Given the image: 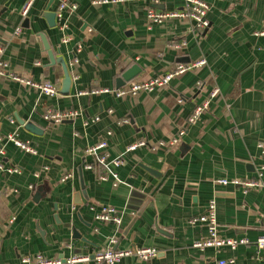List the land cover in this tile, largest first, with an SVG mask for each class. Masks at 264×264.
Here are the masks:
<instances>
[{"label": "crops", "instance_id": "crops-1", "mask_svg": "<svg viewBox=\"0 0 264 264\" xmlns=\"http://www.w3.org/2000/svg\"><path fill=\"white\" fill-rule=\"evenodd\" d=\"M26 1L0 0V61L8 63L0 74V264L135 247L159 253L116 264H264V250L254 244L264 235V189L217 182L251 180L261 171L264 178V0H203L210 5L205 31L189 18L150 26L149 0H70L55 26L48 16L57 13L59 0H36L24 17ZM184 5L163 0L156 7ZM45 43L67 66V91L64 67L51 60ZM201 59L206 64L152 92H93L129 87ZM133 66L139 71L127 81L123 75ZM14 76L52 82L58 93L46 95ZM206 101L208 108L190 123ZM50 109L80 115L51 122L45 119ZM9 135L36 152L19 148ZM102 139L112 158H123L111 168L116 185L111 175L102 179L105 168L86 151ZM138 141L146 144L127 151ZM212 199L220 235L249 244L194 246L207 229L191 220ZM102 206L115 207L122 223L96 219Z\"/></svg>", "mask_w": 264, "mask_h": 264}, {"label": "built area", "instance_id": "built-area-1", "mask_svg": "<svg viewBox=\"0 0 264 264\" xmlns=\"http://www.w3.org/2000/svg\"><path fill=\"white\" fill-rule=\"evenodd\" d=\"M36 0H27L23 9L22 15L26 17L29 14V10L33 3ZM126 0H96L95 3H119L125 2ZM152 4L151 7L148 8L147 17L150 22V26L154 24L163 23L167 19L172 18H189L194 20L196 29L198 31H205L209 25V19L207 17L208 11L210 9L209 3L203 0H184L185 5L181 9L176 10H162L157 8L163 0H149ZM59 7L57 9V17L61 18L63 16V11L69 7L70 0H59ZM71 8L76 9V5L71 3ZM180 47V45L176 46ZM1 49V48H0ZM206 64L205 59H201L199 61L189 63V64H179L174 70L167 71L162 73L158 76L152 77L148 80L138 81L132 83L129 87H122L115 90L110 89H98L93 90V92H115L117 96H124V95H137L141 91L152 92L158 87L168 86L171 80L181 73L188 71L194 67H198L201 65ZM8 63L4 61H0V74H6V67ZM13 76V75H12ZM15 79L26 83L28 85L37 87L40 89L44 94L49 96H54L58 93L57 86L49 81L46 82H35L28 79H22L19 76H14ZM219 89L215 88L211 93V98L218 95ZM209 101L204 102L201 105H198L195 110L193 111L192 115L189 118L190 123H195L203 112L208 108ZM80 113L77 110H57V109H50L45 113V119L51 122L60 123L65 120L73 119L79 116ZM99 120V117H94L92 121ZM112 131H108V135H111ZM183 135V131L180 132V136ZM9 140L14 142L16 146L19 148L30 151L36 152L35 149L29 144V142L21 140L17 135H9ZM178 142L177 138H174L170 143L176 144ZM144 141H138L133 143L127 148V151L135 150L136 148L145 145ZM165 142H161V145H165ZM108 142L107 140H101L95 146L90 147L86 151L92 155H95L96 161L105 168V174L102 176L103 180H107L109 177L108 175L113 176L115 179L114 184L119 183L118 173L112 170V167H119L122 165V156L112 158L110 153L107 150ZM3 165L0 163V169H3ZM86 168L91 169L93 168L92 164H87ZM13 169H10V171ZM15 172L17 170L15 169ZM67 178V177H65ZM218 183L224 185H234L243 187L245 191H248L250 188L260 187L264 189V178L263 172L261 171L258 174V177L251 180H241V179H226V178H219L217 179ZM31 188H33L31 186ZM94 210V207H91ZM96 219L106 222H111L114 224H121L123 221L122 215L117 211L115 207L112 206H102L96 213ZM192 223L200 222L203 223L207 229V234L202 239L196 241L194 246L204 250L207 248H215L221 249L222 247H231L236 248L238 245L241 244H249V240L247 238H229L223 237L219 233L218 229V220H217V204L215 199H212L204 213L201 215L192 218ZM255 246L259 250H264V235L258 237L256 241H254ZM159 253V250L156 247H145V248H127V249H107L104 251H99L95 253L93 256L89 255H77L71 256L65 259H50L45 257L42 254H38L36 257L30 256H23L21 258L22 264H78L80 262H92L94 264H116L118 263L123 257L127 256H135L140 260H148L153 257H156ZM232 262V261H230ZM219 264H227L226 261H221Z\"/></svg>", "mask_w": 264, "mask_h": 264}, {"label": "water", "instance_id": "water-1", "mask_svg": "<svg viewBox=\"0 0 264 264\" xmlns=\"http://www.w3.org/2000/svg\"><path fill=\"white\" fill-rule=\"evenodd\" d=\"M48 17H49L50 23L53 26H55L56 25V19H57V13L56 12L55 13H50ZM45 46H46V49H47V51H48V53L50 55L51 60L52 61L61 62L63 67H64V71H65V81H64L65 86H64V89H65V91H67L68 90L67 88H68V86L71 83V76L69 74L67 66L65 65V63L63 61H61L60 59H56L55 58L54 53L52 52L50 46L47 43H45ZM138 71H139L138 67L133 66L130 70H128L126 73H124L123 77H124L125 80L129 81L134 76L137 75ZM26 127H27V129H31V131H35V127L33 125H31V124L30 125L27 124ZM149 170L153 171L150 168H149ZM153 172H155V171H153ZM142 210H143V207L140 209V211L137 214L138 215L141 214Z\"/></svg>", "mask_w": 264, "mask_h": 264}, {"label": "bare ground", "instance_id": "bare-ground-1", "mask_svg": "<svg viewBox=\"0 0 264 264\" xmlns=\"http://www.w3.org/2000/svg\"><path fill=\"white\" fill-rule=\"evenodd\" d=\"M181 132V131H180ZM184 133V132H183ZM180 134V133H179Z\"/></svg>", "mask_w": 264, "mask_h": 264}]
</instances>
